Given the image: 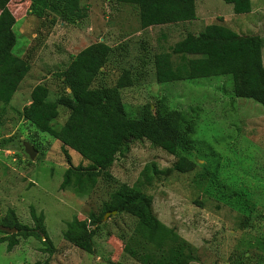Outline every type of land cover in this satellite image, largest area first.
Here are the masks:
<instances>
[{"label":"rangeland","instance_id":"obj_1","mask_svg":"<svg viewBox=\"0 0 264 264\" xmlns=\"http://www.w3.org/2000/svg\"><path fill=\"white\" fill-rule=\"evenodd\" d=\"M249 1V13L235 15L223 0H194V20L140 29L137 8L117 0H79L82 17L73 23L62 21L42 2L9 0L15 38L11 53L28 71L10 101L0 103V140L9 142L0 146V222L12 211L18 223L31 228L33 208L43 216L54 254H45L33 238L17 237L10 252L0 243V264L45 259L49 264H139L123 252L136 224L127 214L102 216L91 239L92 253L62 238L66 223L74 217L89 224V216H97L120 185L149 197L156 219L193 249L188 264H264V109L234 97L229 76L170 83L155 79L157 54H169L172 67L183 69L196 61L179 60L171 48L209 24L259 38L264 66V0ZM94 43L107 45L110 52L91 88L114 87L126 78L127 85L118 93L128 118L138 119L144 108L153 111L162 105L183 115L191 123V134L187 150L178 149L174 155L146 140H130L123 153L115 155L107 175L88 193L77 194L73 187L61 189L63 174L70 166H88V161L37 131L22 110L30 105V92L37 85L46 88L50 102L68 95L59 75ZM56 111L53 129L68 115L61 106ZM24 144L35 151L33 158ZM179 157L193 168L176 171ZM8 234L0 226V238Z\"/></svg>","mask_w":264,"mask_h":264},{"label":"trees","instance_id":"obj_2","mask_svg":"<svg viewBox=\"0 0 264 264\" xmlns=\"http://www.w3.org/2000/svg\"><path fill=\"white\" fill-rule=\"evenodd\" d=\"M42 2L46 8L59 15L67 23L82 17L79 0H30ZM137 8L140 29L153 26L189 22L195 19L194 0H117ZM9 0H0V103L7 104L26 72L27 65L16 58L11 50L15 44L12 31L14 18L7 9ZM231 5L235 15L250 11L249 0H223ZM83 9V8H82ZM262 42L257 37H241L220 24H209L195 35L187 34L171 48L179 60L193 58L194 63L172 67L170 56H155V79L158 83L194 80L215 76H229L234 97L249 99L264 109V66ZM110 48L94 43L77 53L60 73L68 95L54 102L47 100L46 88L37 85L30 92V105L22 110L23 118L37 131L48 134L63 146L88 161V166H70L63 174L61 189L72 188L77 194L93 189L98 178L107 175L114 157L123 153L130 140H146L151 146L174 155L178 149L187 150L191 123L175 111L160 107L143 109L138 119L128 118L122 107L118 90L127 85L120 78L114 87L91 88L99 69L107 60ZM57 106L67 110L65 122L58 129L51 127L57 116ZM8 139H1L7 145ZM193 168L192 162L179 157L174 164L178 172ZM151 201L139 190L120 185L102 204L97 216L85 220L72 218L62 233L64 241L85 253H92L91 239L105 213L115 211L136 219V224L124 244L123 252L139 264H188L193 249L172 229L160 223L151 211ZM32 227L17 222L8 211L0 226L14 229V234L0 238L6 252L17 245V237L33 238L43 245V252L54 254L41 213L29 210ZM96 224V225H95ZM34 264H49L45 259ZM122 264V263H114Z\"/></svg>","mask_w":264,"mask_h":264},{"label":"water","instance_id":"obj_3","mask_svg":"<svg viewBox=\"0 0 264 264\" xmlns=\"http://www.w3.org/2000/svg\"><path fill=\"white\" fill-rule=\"evenodd\" d=\"M24 148H25V152L28 154L29 158H33L34 154H35V151L32 150L31 147H29L27 144H24ZM111 214H114L115 211H112L110 212ZM106 215V214H105ZM105 217V216H104ZM1 229L5 230L6 232H8L9 234H13L15 233V230L12 228V229H8V228H5V227H1Z\"/></svg>","mask_w":264,"mask_h":264},{"label":"crops","instance_id":"obj_4","mask_svg":"<svg viewBox=\"0 0 264 264\" xmlns=\"http://www.w3.org/2000/svg\"><path fill=\"white\" fill-rule=\"evenodd\" d=\"M231 6V5H230Z\"/></svg>","mask_w":264,"mask_h":264}]
</instances>
